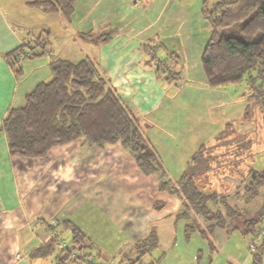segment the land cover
Here are the masks:
<instances>
[{"label":"trees","instance_id":"16d2710c","mask_svg":"<svg viewBox=\"0 0 264 264\" xmlns=\"http://www.w3.org/2000/svg\"><path fill=\"white\" fill-rule=\"evenodd\" d=\"M75 2L28 0L26 5L45 12H59L69 20ZM206 14L210 28L201 62L207 83L214 87L245 83L247 90L243 95L247 104L240 124L251 125L248 129L232 127L230 132L234 134L220 146L233 156L226 161L219 159L222 164L212 162L218 145L211 146L209 151L206 148V153H203L205 147L202 144L191 154L180 175L170 178L146 134V128L152 124L119 95L99 61L89 56L75 62L51 56L50 77L37 82L24 95L21 105L7 109L0 131L5 135L8 154L41 157L52 147L75 140L98 147L118 143L132 156L142 174L154 175L159 191L177 199L175 219L184 221L185 236L198 231L213 248L215 228L224 229L226 234L230 229L238 228L244 237L250 235L255 225L263 220L264 204L256 213L247 210L245 205L264 191V169L242 171L238 161L248 148L251 149L252 135L257 133L264 141V0H214ZM41 32L31 34L24 43L5 53V59L17 74L21 72L19 59H33L45 52L51 53L50 40ZM45 33L48 34L47 31ZM111 34L110 28H96L79 35L99 46L107 42ZM148 62L152 64L156 78L163 76L166 82L179 79L180 71L175 66L156 59L154 55ZM215 160L217 162L218 159ZM218 170L226 171L227 175L235 174L238 178L242 189L237 195L242 199V207L229 204V198L237 199V195L231 196L232 191H227L228 182H222L223 189L212 184L213 180L208 175ZM162 206L160 200L153 202L154 209ZM59 223L70 228L71 247H56L60 240L51 236L31 251L32 257L56 252L55 264H87L88 259L101 264L92 258L98 253L90 250L92 245L86 243L85 235L77 225L70 220ZM157 239L154 225H151L145 235L129 245L134 255L128 253L125 263L120 257L119 264H145L143 256L157 247ZM263 252L264 236L251 254V264H260ZM159 260H151L148 264H156Z\"/></svg>","mask_w":264,"mask_h":264},{"label":"crops","instance_id":"0c3cea01","mask_svg":"<svg viewBox=\"0 0 264 264\" xmlns=\"http://www.w3.org/2000/svg\"><path fill=\"white\" fill-rule=\"evenodd\" d=\"M27 1L0 0V123L9 107L21 105L24 95L37 82L50 77V70L47 69L51 56H54L53 50L50 54L45 52L42 55L45 57L43 72L26 75L28 64L25 67V60L32 62L36 58L19 59L21 72L17 74L5 59V53L24 43L25 38L31 34L38 35L42 30L45 31L41 32V35L48 40L52 35L58 36L59 39L58 32L64 28L65 33L68 30L67 36L70 34L74 38L80 37V33L73 32L74 28L61 13L45 12L40 8L27 6ZM93 1L81 0L77 7L75 2V13L82 17ZM151 1L148 0V7L153 5ZM109 2L115 4V0ZM137 2L141 0H134L135 4ZM158 11L155 9L156 15ZM51 16L56 17L53 23L47 21ZM57 18H60L65 26L59 23ZM102 21H107V24H102ZM108 22L109 20L101 19L99 28H110L111 38L99 46L89 42L92 50L90 49L87 56L99 61L119 95L152 124V112L158 108L165 96V87L175 81L166 82L163 76L156 78L153 66L148 62L154 53H151L150 57L147 56L142 47L143 41L133 35L116 31L109 27ZM54 23L62 25L58 28L59 31L51 29L50 26ZM171 52L173 55L169 57L173 60L172 64L166 57V48L163 52L165 57L155 58L160 61L164 59L163 62L175 66L181 74L183 50L174 46ZM42 56L38 58L42 59ZM147 104L152 105L146 108ZM114 145H117V148H114ZM109 146L110 151L117 154L111 152L112 156L101 155V151ZM92 147L99 150L100 160L95 157L94 165L87 166L92 158L86 154ZM120 153L122 155H119ZM125 154V150L118 143L98 147L83 145L79 140H75L52 147L45 156H11L8 154L5 135L0 131V264H45L51 255L32 257L30 253L47 242L51 236L58 237L60 241L64 240L61 238L64 237L62 231L69 227L59 223L61 220H70L83 231L86 243L98 246L94 248L98 252L93 255L94 260L101 261L102 264H119L120 257H123L121 259H124L125 263L126 255L132 253L129 245L145 235L151 225H154L156 230L155 223L159 219L169 218L172 209H178L177 199L166 192L171 198L168 199L165 195L164 200L156 199L162 201L163 206L154 209V200L144 199L140 192L136 191L135 194L132 190L122 187L119 183V166ZM171 155L174 158L173 154ZM159 156L161 161H165L167 157L160 154ZM172 157L170 156L171 159ZM106 165L108 168L105 169ZM230 201L228 200L229 204H236ZM238 206L242 207V204ZM178 221L175 219L171 224ZM108 228L116 230L115 236H112ZM100 229L106 239L98 237L101 236ZM213 235L216 244L225 243L227 234L224 229L215 228ZM68 240H71V234ZM95 251L93 252L97 253ZM53 254L54 259L56 252ZM144 258L145 256V264L151 261Z\"/></svg>","mask_w":264,"mask_h":264},{"label":"rangeland","instance_id":"374dc122","mask_svg":"<svg viewBox=\"0 0 264 264\" xmlns=\"http://www.w3.org/2000/svg\"><path fill=\"white\" fill-rule=\"evenodd\" d=\"M109 1L94 0L92 3L90 2L87 13L84 12L82 17L74 11L67 20L74 28L73 32L83 33L90 29H99L100 21L104 18V20H109V27L133 35L143 41L142 47L149 57L152 56L151 53H154L153 55L157 58L165 57L163 52L166 48L168 52L166 57L169 58V63H171L173 60L169 55L172 48L179 46L183 50L180 63L183 68L180 69V77L175 80V83H170L165 87L167 90L165 96L158 108L152 112L153 123L146 128V134L156 151L160 155H167L165 161L162 160V164L168 176L172 179L177 178L185 169L191 154L202 144L205 147L203 153H206L207 149L209 151L211 146L215 145L217 147L218 145V148L214 150L213 163L222 164L219 159L226 161L233 156L230 155V151H225L220 144L227 138L232 137L234 134L230 132L232 127H239L237 129L245 127L248 129L251 126L249 123L240 124L241 114L247 104L243 93L247 89L245 83H229L216 87L207 83L201 62V53L210 28L206 11L211 8L214 0H152L153 5L151 7L147 6L148 0H141L136 4L134 0H129V3L128 0H115L114 5ZM80 3L81 0L76 2V7ZM155 9L159 10L158 15H156ZM58 20H60L59 23L64 25L60 18H57ZM47 21L53 23V21H56V17L51 16ZM106 22L102 21V24ZM62 25L60 26L62 27ZM60 26L54 23L50 27L53 31H59ZM66 28H68L67 25ZM65 30L64 28V30L58 32L59 39L58 36L53 35L50 38V47L54 56L64 57L75 62L90 54L91 48L88 40L81 37L74 38L70 34L67 36L68 30L66 33ZM44 58V56H42V59L36 57V60L32 62L25 60V67L28 64L25 74L33 72L34 74H41L45 69ZM169 63L167 62V64ZM47 70L49 71V69ZM151 105L147 104L146 108H150ZM252 137L251 142L253 144L247 152L249 154L246 156L247 153H244L238 161L242 171L249 168L264 169V141L257 133ZM234 141L236 142V140ZM113 147L117 148V145ZM110 149V146L107 147L101 151V155H111L112 151ZM125 152V158L121 160L122 163L119 166V171H121L119 183L122 187L132 190L135 194L136 191L140 192L142 197L147 200H164L165 195L170 199L171 196L156 188L154 175L146 176L142 174L136 167L132 156L127 150ZM170 153L173 154L174 158ZM99 154L97 148L88 149L86 156L92 159L88 161L87 166L94 165L95 157L99 159ZM112 154L117 153L112 152ZM215 159H218L217 162ZM108 165L105 169L108 168ZM225 172L218 170L209 173V179L213 180L212 184L220 187L218 189H223L222 182H228L229 185L226 184V189L232 191L231 196L240 194L239 191L242 186L238 184L236 175H229V173L227 175ZM238 197L237 195V199L232 197L229 200L240 205L242 199L241 197L238 199ZM172 199L175 198L172 197ZM263 204L264 191L245 206L250 212L256 213ZM172 211L169 218L159 219L155 223L159 245L145 255L144 259L146 261L152 260L155 262L159 258L161 260L157 261L156 264H251L252 255L247 250L246 237L240 229H230L226 235L225 243L220 245L215 243V246L211 248L207 239L202 237L198 231L192 232L188 237L185 236L183 220L171 224L175 220L174 213L177 210L172 209ZM160 213L162 214V212ZM108 230L112 236L116 233L115 229L108 228ZM101 231L102 229L99 232L101 236L98 237L105 238ZM70 234L69 228L63 230L62 235L64 237H61L64 239L63 241L68 242ZM95 247L98 246L92 245L90 250L95 251ZM50 255L45 264L54 263V254L51 253ZM131 255H134V253H131ZM260 264H264V252Z\"/></svg>","mask_w":264,"mask_h":264},{"label":"built area","instance_id":"2783aa9c","mask_svg":"<svg viewBox=\"0 0 264 264\" xmlns=\"http://www.w3.org/2000/svg\"><path fill=\"white\" fill-rule=\"evenodd\" d=\"M263 236H264V215H263L262 222L255 225L253 232L250 235H248L245 239L246 245H247V250L249 253L252 254L256 251L257 244ZM70 241L66 242V241L62 240V241H60V243H58V246L60 248H64L66 246L71 247ZM87 264H97V263H95V261H93L92 259H88Z\"/></svg>","mask_w":264,"mask_h":264}]
</instances>
